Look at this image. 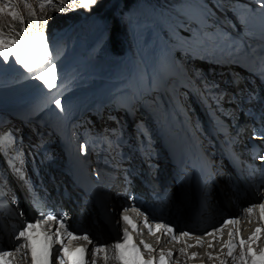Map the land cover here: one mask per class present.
I'll return each instance as SVG.
<instances>
[{"label":"snow or ice","instance_id":"1","mask_svg":"<svg viewBox=\"0 0 264 264\" xmlns=\"http://www.w3.org/2000/svg\"><path fill=\"white\" fill-rule=\"evenodd\" d=\"M22 2L24 7L29 9V17H36V12L33 9L29 0H4L3 3H0V13L6 12L9 8H12L17 3ZM64 0H56V3L53 0H40V9L43 10L46 6L51 5L55 11H64L63 8ZM75 3V0H73ZM79 3L84 8H89L91 5H95L97 0H79ZM57 4L60 7L57 8ZM9 15L14 20H19L20 24L23 26L18 31L14 26H9L7 32L4 31L3 27L0 26V62L14 63L18 64L26 71L30 78H34L43 82V85L47 89H56L57 85V71L56 64L52 60V53L49 50V44L47 42V37L44 33L40 32L38 29L35 35L29 34L30 21L26 25L24 16L18 9H14L9 12ZM37 18V22H38ZM45 25L48 23L47 17H44ZM53 103L58 107L62 108V103L60 99H54ZM253 138H257V134H253ZM264 139V136L260 137ZM82 151H85L86 148L82 146ZM261 160H264V155L260 156ZM264 199V198H262ZM256 207L260 209L261 219L264 220V202L257 205H251L247 209H241V212H247L251 215ZM127 210H125L126 212ZM23 215V213H20ZM39 219L35 222H25L24 227L14 235L13 239L17 241L15 245L16 251L20 252L23 249H26L31 253V258L33 264H50V259L55 254L56 258L59 260L60 264H64L65 260L71 262V264H84L83 253L86 252L85 248H76L69 249L67 244L64 243V236H61V231L66 232V238L71 240L74 238V235L71 231H67L66 227V214H62L57 217L50 212H45L44 209L39 211ZM122 220L127 221L132 225L133 229L137 228V225L131 218L127 215H122ZM46 221H56L57 226L55 232L42 231V222ZM234 222L232 220L226 219L223 221L221 227L224 224ZM145 225L148 227L149 232L153 233L156 230H163L168 233L173 240H179L180 237H177L174 233V229L168 225L157 224L155 228L148 223L147 218L144 220ZM214 231H220V229H215ZM34 232L37 233L34 235ZM260 229L256 230V233H259ZM256 233L253 235L255 236ZM212 235V232L207 233ZM190 233L184 232L181 234L183 237H188ZM234 235V233L232 234ZM23 238V243H19ZM84 239H88L87 233L83 236ZM145 248L152 250L151 245L147 244L144 241H141ZM198 243L202 244V240H198ZM241 245L245 244L243 239L239 242ZM39 244V253L37 245ZM56 245H59L57 248ZM235 245L229 241L228 244V255L232 256V249ZM191 247V245H189ZM114 248L116 249V259L121 262V264H154V260H145L140 252V247L133 241V237L128 232L127 229H122V235L120 240H118ZM103 250L101 247L95 248V251ZM183 251V250H182ZM81 253V257L73 260V253ZM169 256L172 255L171 252L168 253ZM196 253H193L194 257ZM11 253L0 249V264H13L11 260L6 258L10 257ZM108 257L105 256V259ZM235 259V257H233ZM248 259H250L251 264H264V250H262L259 255L249 247L248 248ZM241 259H246L244 254H241ZM165 255L162 253L160 256L159 264H165Z\"/></svg>","mask_w":264,"mask_h":264},{"label":"rangeland","instance_id":"2","mask_svg":"<svg viewBox=\"0 0 264 264\" xmlns=\"http://www.w3.org/2000/svg\"><path fill=\"white\" fill-rule=\"evenodd\" d=\"M29 3H31L32 6H33V8L36 9V11L38 13L37 18H39V19L40 18H44V17H47L48 18L49 21L47 23V26H49L51 28L50 30H52V29L60 26L63 23V20L62 19H65L66 18V17H64L65 15H68V16L71 15V14L74 15L81 8V5L79 3V0H75V3H73V0H64V2H63L64 11H55L53 8H48V9L41 10L39 8V5H38L39 0H29ZM75 6H78V8L76 9ZM11 9L12 8H10V10ZM50 10H52V11H50ZM107 10H108V13H110L111 9L109 10V8H108ZM20 12H21V14L28 16L29 9L25 8L24 5H23V3H22V5H21V11ZM62 17H64V18H62ZM10 18H12V17L11 16L8 17L7 12L0 13V20L2 21V24H5L6 21H9L13 25L16 22V20L10 19ZM81 20L83 21L84 19L81 18ZM35 22H37V20ZM41 22L42 21H40V23ZM31 27H32V25L30 24V28ZM77 27L78 26H76V28ZM84 30L85 31L83 32V34L87 33V31L89 32V35H90V43L92 45H94L96 47H101L104 50H106L108 48L107 41L105 39V34H104L105 31H106L105 23H103L101 21H98L96 19L88 20L87 23H86V25H85V29ZM192 66H194V69L196 68V72H198L197 69H199L200 72L202 73L201 75H203V76H204V72L210 73V71H211V67L209 65L203 63V62H197V61L196 62H193L192 63ZM216 70L217 69H214L212 71V75H213V73L214 74H217L218 71H216ZM97 72L100 75H102V73H100L99 70H97ZM125 129L126 130L129 129V126L125 127ZM213 206H214V201H213ZM216 206H217L216 209L219 210L218 204H216ZM173 209H174V205L170 204L168 210L171 212ZM229 211H231L230 213H233V210L232 209H230ZM85 214L86 213L82 214V212H80V215H82V216H84ZM104 239L105 240H108L106 237H104Z\"/></svg>","mask_w":264,"mask_h":264},{"label":"trees","instance_id":"3","mask_svg":"<svg viewBox=\"0 0 264 264\" xmlns=\"http://www.w3.org/2000/svg\"><path fill=\"white\" fill-rule=\"evenodd\" d=\"M103 4L104 5H109V3H106L105 4V0H103V2H100V0H97V3L95 5H91L89 8H84L83 6H81V8L82 9H85L87 11H101L102 8H103L102 7ZM75 8L77 9L78 6H75ZM9 16L10 15H8V17ZM64 17H66V18L65 19H62ZM64 17H62L61 19L63 20V22H66L67 19H69V17H72V16L71 15H69V16L68 15H65ZM32 18L33 17H29V15L26 16V20H32ZM10 19H13V18H10ZM47 20H48V18H47ZM40 21H42V22L40 23ZM31 22H32L31 33H36L37 29L39 31H41V30L42 31H47L48 29H50V27L47 26V24L45 25L43 18H40L36 24H35V20H32ZM0 23H2V21ZM16 23H19L20 24L19 20H16ZM16 23L13 24V26L18 29L17 26H19V25H16ZM4 25H7V26H10L11 25L12 26V24L9 21H6V23ZM214 194H216V193H214ZM222 195L223 194H221V197H222ZM175 199H176L177 202L180 201V204L176 205V208H174L172 210V214L176 218H181V215L184 218L187 215V213H188L187 207H189L191 205V202L190 201L194 199L193 191H191V190L187 191V196H184V193L182 194L181 192H178V193L176 192V198ZM227 207H228V209L230 208L229 206H227ZM216 208H217V206H216ZM80 212L81 211L78 208H75L74 209V214L76 216V221L81 222L83 225L89 227L92 230H101V231H104V229L106 228L105 227L106 224H105L104 219L99 215L98 212L91 211V212H88L87 214H85L84 216L79 217V213Z\"/></svg>","mask_w":264,"mask_h":264},{"label":"bare ground","instance_id":"4","mask_svg":"<svg viewBox=\"0 0 264 264\" xmlns=\"http://www.w3.org/2000/svg\"><path fill=\"white\" fill-rule=\"evenodd\" d=\"M217 53L220 54V50H219ZM232 132H233L232 135L237 134L236 130H233ZM208 152H209V151H208ZM75 176H76L77 178H82V177H83V173H79V172L76 171V172H75ZM216 185H217V188H216V194H214V196L212 197V203H213V201H214V204H219V203H221V206L224 208L225 211H227V212H231V211H229V210L231 209V207L228 209V207L226 206L225 202H226V200H228V204L232 203L231 201L234 200V198L238 197L237 192L234 191V189L229 188L228 184H227V186H226V188L228 189V192H227V193H225V192L223 191V190H224V187L222 186V184L217 183ZM69 193L74 194L75 191H74V190H71ZM220 193L223 194L222 197H224L225 200L222 199ZM216 195H217V196H216ZM65 196H68V198H69V197H70V194L65 195ZM173 196L176 197V192L173 194ZM173 196H172V197H173ZM65 198L68 199L67 197H65ZM65 198L62 197V199H65ZM178 198H179V197H178ZM177 200H178V199H177ZM5 202H6V201H5ZM178 203H180V201H179ZM183 203H184V202H183ZM188 203H189V202H188ZM189 204H190V203H189ZM79 210L82 212V214H84V213L87 214L88 212H91V211L97 212V211L95 210L94 206H92V205H87L84 209H79ZM190 210H191V209H189L188 212H189ZM210 211H211V210L209 209V210L205 211L202 215H208V214L210 213ZM79 215H80V213H79ZM81 216H82V215H81ZM201 220H202V217H201V216H198V217L195 218L194 222H199V221H201ZM104 230H105V231H103L102 233H103L104 237H106L108 240H105L104 237H103L102 242H109L110 240H114L113 238H111V237L109 236V231H107L106 228H105Z\"/></svg>","mask_w":264,"mask_h":264},{"label":"water","instance_id":"5","mask_svg":"<svg viewBox=\"0 0 264 264\" xmlns=\"http://www.w3.org/2000/svg\"><path fill=\"white\" fill-rule=\"evenodd\" d=\"M225 214V212L221 213V215H219L218 219H221V217ZM187 228V227H185Z\"/></svg>","mask_w":264,"mask_h":264}]
</instances>
